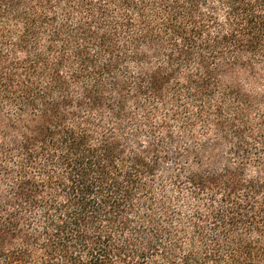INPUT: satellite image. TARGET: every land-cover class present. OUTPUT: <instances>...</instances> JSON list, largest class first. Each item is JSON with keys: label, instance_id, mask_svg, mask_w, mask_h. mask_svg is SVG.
<instances>
[{"label": "trees", "instance_id": "1", "mask_svg": "<svg viewBox=\"0 0 264 264\" xmlns=\"http://www.w3.org/2000/svg\"><path fill=\"white\" fill-rule=\"evenodd\" d=\"M0 264H264V0H0Z\"/></svg>", "mask_w": 264, "mask_h": 264}]
</instances>
